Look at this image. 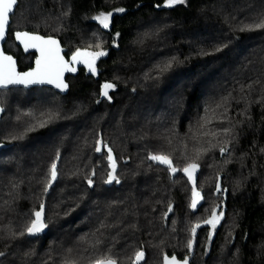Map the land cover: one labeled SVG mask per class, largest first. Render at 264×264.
I'll list each match as a JSON object with an SVG mask.
<instances>
[{
    "label": "trees",
    "instance_id": "16d2710c",
    "mask_svg": "<svg viewBox=\"0 0 264 264\" xmlns=\"http://www.w3.org/2000/svg\"><path fill=\"white\" fill-rule=\"evenodd\" d=\"M108 13L103 28L94 18ZM262 22L264 0H18L4 51L20 68L31 55L25 63L14 32L57 39L67 54L106 55L95 75L68 77L66 95L0 91V264H133L139 251L142 264H162L164 255L264 264ZM106 83L115 87L104 98ZM106 147L119 180L109 187ZM151 155L169 156L178 172ZM189 163L200 167L197 213L180 173ZM218 176L225 201L214 196ZM41 204L46 234L29 238ZM217 205L209 237L205 221Z\"/></svg>",
    "mask_w": 264,
    "mask_h": 264
},
{
    "label": "snow or ice",
    "instance_id": "6c2138e0",
    "mask_svg": "<svg viewBox=\"0 0 264 264\" xmlns=\"http://www.w3.org/2000/svg\"><path fill=\"white\" fill-rule=\"evenodd\" d=\"M18 0H0V40L4 39L6 34V28L9 25L10 14L13 12L14 6L17 4ZM185 0H165V6L172 7L176 4H183ZM118 12H123L124 9H117ZM111 13L101 14L96 17L97 20L103 25L104 28L109 26V18ZM250 26H246L249 28ZM257 28H264V22L255 25ZM242 31L245 29H241ZM16 39L19 40L27 50L28 48H36L40 52V56L36 60V67L28 72L19 73L16 71L15 61L11 56L4 55L0 52V87H7L8 85H29L38 83H49L55 84L57 88L62 90L67 88V85L63 83V73L65 71L74 72L76 69L74 67H69L68 63L64 61L63 57L60 56V48L58 42L54 39H44L40 36L31 35L27 32H17L15 33ZM118 35V34H117ZM106 55L105 52H81L77 50L72 55L73 62L85 63L90 72L96 73L95 61L97 58ZM115 85L106 83L103 85L102 95L108 96V90L113 89ZM110 98V97H109ZM227 98H225L226 100ZM217 107H220L218 104ZM2 110V109H0ZM214 111V110H213ZM43 126V123L40 125ZM203 126V125H202ZM225 132H229L230 129H224ZM214 135V133H213ZM100 142H98L99 144ZM96 152H101V148L96 147ZM226 149H221L223 153ZM59 159V155H57ZM107 159L109 161V166L112 171L108 174V180L106 183H112L115 181L119 183L118 178L115 175L116 170V160L112 155V149L107 150ZM154 162H159L160 164L167 165L172 173L177 172V169L172 166V160L167 155H151L149 157ZM199 165L196 163H189L182 171L187 175L189 181L192 182V203L191 207L195 208L198 201L202 199L200 192L196 189V178L195 173L197 172ZM95 173H93L94 175ZM50 177L51 181H55L57 178V164L53 162L50 167ZM89 185H92L93 181L88 180ZM217 190H219V185H217ZM43 204L40 206V211L34 213L35 219L32 220L29 226L26 228V232L29 235H35L41 232L47 225L43 222ZM171 210V209H169ZM219 217L213 212L211 219L205 221L207 224H211L215 228ZM200 225L197 224L193 229L192 233L195 234L196 228ZM189 247H191V241L189 242ZM3 255V253H0ZM144 257V253L139 251L136 253V261H140ZM90 264H117V260L111 257H105L103 259H96L91 261ZM165 264H178L175 257H172L171 261L165 257ZM187 264V261L184 262Z\"/></svg>",
    "mask_w": 264,
    "mask_h": 264
},
{
    "label": "water",
    "instance_id": "95a60500",
    "mask_svg": "<svg viewBox=\"0 0 264 264\" xmlns=\"http://www.w3.org/2000/svg\"><path fill=\"white\" fill-rule=\"evenodd\" d=\"M17 4H18V2H17ZM17 4L14 6V8H13V12L10 14L9 25H8L7 28H6V34H5V37H4V39L0 40V52H3L4 55L11 56L12 59L15 61L16 71L19 72V73H23V72H28V71H30V70H32V69H34V68L36 67V60H37V58L40 56V52H39L38 50H36V51H30V52H35V53H36V57H35V59H34L33 62H32V67H31L30 69L25 70V71H19V66H18V63H17V59H16L15 57H13L11 54H8V53H6V52L4 51V44H5L6 40H7L8 31H9V27H10V24H11V17H12V15H13L14 12H15V9H16V7H17ZM15 33H17V32H14V33H13V39H14L15 44H16V45H17V46H18V47H19V48H20V49L26 54V52L24 51V49H25L24 45H23L19 40L16 39V35H15ZM31 35H35V34H31ZM35 36H39V35H35ZM40 37H41V36H40ZM43 38H44V39H53V38H50V37H43ZM54 40H56V41L58 42V45H59V48H60V56L63 57L64 61L68 63V66H69V67H74V68L76 69L74 72L65 71V72L63 73V83L67 85V88H65V89L62 90L61 88H57V87L55 86V84H49V83H38V84H29V85H27V86L22 85V84L8 85L7 87H0V91L8 90V89H11V88H20V89H24V90H29V89L34 88V87H45V88H49V89L54 90L55 92L59 93V94L62 95V96H63V95H66L67 92H68V88H69V87H68V83L66 82L67 76H72V77L77 76V74L79 73L78 69L80 68V66H76V65L71 66V65L73 64V61H72V55H73V54H72V55L69 57V59L67 60V59L65 58V56H64V53L67 51V49H66V48H63L57 39H54ZM81 52H83V51H81ZM98 60H99V58L96 59V61H95V65H97ZM96 72H97V71H96ZM0 109H2V110H0V120H1V118H2V116H3V114H4V112H5V110H4L2 107H0ZM4 148H5V145L0 144V150H2V149H4ZM107 150H108V149H107V147H106V148H105V151L107 152ZM225 154H227V151H224L223 153L220 151L219 157L221 158V157H222L223 155H225ZM112 155H113V153H112ZM113 157H114V155H113ZM150 161H151V162H154V161H152L151 159H150ZM108 162H109V161H108ZM156 163H157L158 165H161V166L164 165V164H160L159 162H156ZM109 169H110V172H111L112 169L110 168V166H109ZM116 170H117V167H116ZM116 170H115V172H116ZM110 172H109V173H110ZM177 172H178V170H177ZM177 172H175V173H177ZM109 173H108V174H109ZM180 173H181V175L187 180V182L189 183V185H190V187H191V194H190V206H191V203H192V188H193V184H192L191 181H189L187 175H185V173H184L182 170H181ZM199 174H200V167L198 168L197 172L195 173V178H196V185H195V186H196L197 191L200 192V195H201L202 199H200V200L198 201V203H197V205H196L195 208L190 207L191 210H192L193 212H195V213H197V212L199 211V209L202 207V205H203V203H204L203 192L197 188V182H198ZM107 180H108V175H107L106 181H107ZM114 183H115L116 185L119 184V183H116L115 181H113L112 183H106V186L109 187V186H111V185L114 184ZM217 185H219V190H217ZM219 194H222V177H221V176H218V177H217V180H216V183H215V188H214V196L217 197ZM222 198H223L224 201L226 200V193H223V194H222ZM40 210H41V209H40ZM40 210H39V211H40ZM43 222H44V207H43ZM46 231H47V227H45L41 232H39V233H37V234H35V235H29V234H28V237H29V238H39V237H42L43 235H45V234H46ZM143 253H144V252H143ZM165 257H167L169 261H171L172 257H175V258H176V261L178 262V264H184L185 261H187V264H191V261H192V260H191V259H192V255L190 256V258H186V259H182V260H181V259H178L175 255H172V256L164 255L163 258H162V264H165ZM144 258H145V257H143V258H142L140 261H138V262L136 261V258H135L133 264H142V263L144 262Z\"/></svg>",
    "mask_w": 264,
    "mask_h": 264
},
{
    "label": "rangeland",
    "instance_id": "374dc122",
    "mask_svg": "<svg viewBox=\"0 0 264 264\" xmlns=\"http://www.w3.org/2000/svg\"><path fill=\"white\" fill-rule=\"evenodd\" d=\"M98 17V16H97ZM94 20H95V22H97L101 27H103V25L99 22V20H97L96 19V17L94 18ZM109 22H110V18H109ZM104 28V27H103ZM5 44H6V42H5ZM4 44V45H5ZM7 47H9V45L7 44ZM30 61V59L26 56V59H25V63H28ZM29 64H30V62H29ZM110 91V89L108 90V92ZM104 98L106 97V96H104V95H102ZM107 98V97H106ZM4 115V114H3ZM8 118H9V116H8ZM1 121V120H0ZM12 124V122H11V120H9L8 119V122H7V125L4 127V130L3 131H7V130H9V127H10V125ZM14 131V129H12V132ZM7 134H9L10 133V131H7L6 132ZM14 133V132H13ZM16 135V134H15ZM15 135H13V136H15ZM13 136H9L7 139H8V141H10L11 142V138L13 137ZM7 139H5V140H7ZM1 157V156H0ZM214 191V190H213ZM187 197L185 196V199H186ZM190 204V203H189ZM215 207V204H211L210 206H209V208L210 209H204V211L203 212H201V218L202 217H204L206 214H208V212H210L211 211V209L212 208H214ZM213 212H215V214H216V216L217 217H219V219H218V221H217V223H216V226H215V228H213V226L211 225V224H207V228H208V231H209V233H208V236L209 237H212L213 235H214V232L216 231V229L219 227V223H220V208H219V206L217 205V207L215 208V210L213 211ZM208 243V242H207Z\"/></svg>",
    "mask_w": 264,
    "mask_h": 264
},
{
    "label": "flooded vegetation",
    "instance_id": "af4514ba",
    "mask_svg": "<svg viewBox=\"0 0 264 264\" xmlns=\"http://www.w3.org/2000/svg\"><path fill=\"white\" fill-rule=\"evenodd\" d=\"M21 50V49H20ZM37 49L36 48H28L27 50L26 49H24V51L26 52V54L22 51V53L24 54V56H27V57H30V55H31V62H30V64H29V66H27V67H25V68H20L19 67V71H25V70H27V69H30L31 67H32V62H33V60L35 59V57H36V53L35 52H30V51H36ZM74 52H72V53H69V54H67L66 52L64 53V56H65V58L68 60L69 59V57L73 54ZM17 59V58H16ZM17 63H18V59H17ZM73 65H76V66H80V68L78 69V71H79V73L80 72H85L86 74H91V75H95V74H93L92 72H90L89 71V69H88V67H87V65L85 64V63H82V62H73V64L71 65V66H73ZM19 66V65H18ZM95 67H96V65H95ZM97 71V70H96ZM68 77H72V76H67V78ZM222 194H223V190H222ZM222 194H219L218 196H221L222 197ZM217 196V197H218ZM191 207V206H190ZM191 209V208H190Z\"/></svg>",
    "mask_w": 264,
    "mask_h": 264
}]
</instances>
